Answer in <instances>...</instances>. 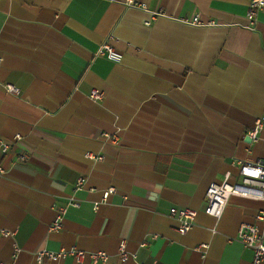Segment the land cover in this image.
<instances>
[{
  "label": "crops",
  "instance_id": "1",
  "mask_svg": "<svg viewBox=\"0 0 264 264\" xmlns=\"http://www.w3.org/2000/svg\"><path fill=\"white\" fill-rule=\"evenodd\" d=\"M137 1L0 0V264H252L236 236L264 235V200L233 195L219 219L205 208L211 183L264 161V8ZM105 42L120 62L98 55ZM173 206L197 212L185 234ZM62 248L108 257L38 258Z\"/></svg>",
  "mask_w": 264,
  "mask_h": 264
},
{
  "label": "built area",
  "instance_id": "2",
  "mask_svg": "<svg viewBox=\"0 0 264 264\" xmlns=\"http://www.w3.org/2000/svg\"><path fill=\"white\" fill-rule=\"evenodd\" d=\"M127 5L139 6L142 8L146 7V4L139 2L137 0H126ZM264 8V0H250L249 3V12L248 16L251 20L255 19L257 12L260 9ZM153 14L152 17H154ZM182 22L191 24V25H202L203 22L200 20L198 15H195L190 18H181ZM98 55L106 57L109 60L114 62H120L123 58V53L117 50L110 43H103L98 49ZM7 89L11 92L17 93L19 88L13 84H7ZM90 96L93 99H100L102 93L94 89L91 91ZM262 127V121L258 119L256 121L255 127L249 132V135L253 140H258L259 131ZM115 139V138H114ZM8 149V144H3V150ZM90 158L102 159L101 156L95 157L93 154H88ZM22 158V157H21ZM4 173V168L0 164V174ZM239 177L240 179L235 182L229 181V175L227 174L226 178L221 182H213L207 189L206 198L207 205L205 212L215 219H219L224 209L233 195L246 196L256 199L264 200V161L257 160L255 162H240L239 163ZM84 183L83 178H79L76 183V188H80ZM113 191V188L105 191L104 197H107L109 193ZM69 205L79 206L78 201L73 198L70 200ZM99 204H96V209ZM66 211V207H60L57 210L55 219L50 226L51 230H58L63 227V214ZM170 215L175 216L179 220L178 231L181 234L188 232L194 225V221L197 215L195 209L190 207H177L173 206L170 209ZM257 219L264 221V211L257 214ZM0 233L3 235H11V232L8 230H0ZM243 245L247 248H250L253 252L252 264H260L264 259V235L261 232L258 225L253 223H244L240 226L238 234L236 236ZM203 248H206V244H202ZM120 255L123 260L128 259L131 255L126 251L125 244L122 243L119 248ZM44 256H47L51 260L59 261L61 258L67 256H74L78 261L84 259L86 256L92 259H101L102 261L107 260V253L104 251L98 252H86L82 250H77L76 248H62L59 251H48L45 250L38 254L39 260Z\"/></svg>",
  "mask_w": 264,
  "mask_h": 264
}]
</instances>
